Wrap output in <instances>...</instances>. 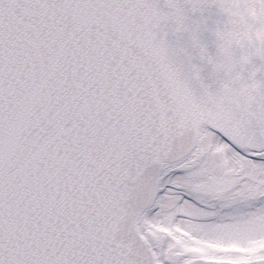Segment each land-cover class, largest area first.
I'll list each match as a JSON object with an SVG mask.
<instances>
[{
	"label": "snow or ice",
	"instance_id": "obj_1",
	"mask_svg": "<svg viewBox=\"0 0 264 264\" xmlns=\"http://www.w3.org/2000/svg\"><path fill=\"white\" fill-rule=\"evenodd\" d=\"M211 8L0 0V264H264V44L227 20L210 55Z\"/></svg>",
	"mask_w": 264,
	"mask_h": 264
},
{
	"label": "water",
	"instance_id": "obj_2",
	"mask_svg": "<svg viewBox=\"0 0 264 264\" xmlns=\"http://www.w3.org/2000/svg\"><path fill=\"white\" fill-rule=\"evenodd\" d=\"M159 4L163 9L164 0H159ZM204 17L207 20V26H201L200 30L197 32V37L199 43L207 48L210 55L214 56L216 54V42L213 33L217 23H219L222 18L217 14L215 8L208 9L204 13ZM200 19L201 17L199 14L193 15L189 11V25H194V23ZM165 31L167 32L165 38L169 46L170 55L177 66L181 68L184 75L190 78L191 85L199 91V84L191 79L193 69L196 68L200 70V76L204 84L211 85L213 89L218 87L217 78L212 74L210 66L201 61L199 50L195 47L190 32L174 35L170 28L165 29Z\"/></svg>",
	"mask_w": 264,
	"mask_h": 264
},
{
	"label": "clouds",
	"instance_id": "obj_3",
	"mask_svg": "<svg viewBox=\"0 0 264 264\" xmlns=\"http://www.w3.org/2000/svg\"><path fill=\"white\" fill-rule=\"evenodd\" d=\"M220 17L221 29L224 21H231L229 38L233 44H264V0H227L226 11Z\"/></svg>",
	"mask_w": 264,
	"mask_h": 264
}]
</instances>
